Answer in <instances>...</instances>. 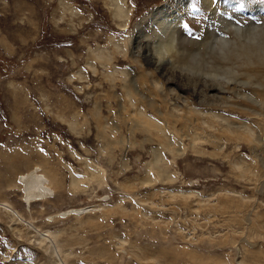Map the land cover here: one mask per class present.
Masks as SVG:
<instances>
[{
  "label": "rangeland",
  "instance_id": "374dc122",
  "mask_svg": "<svg viewBox=\"0 0 264 264\" xmlns=\"http://www.w3.org/2000/svg\"><path fill=\"white\" fill-rule=\"evenodd\" d=\"M108 1L0 0V264H264V0Z\"/></svg>",
  "mask_w": 264,
  "mask_h": 264
},
{
  "label": "bare ground",
  "instance_id": "6f19581e",
  "mask_svg": "<svg viewBox=\"0 0 264 264\" xmlns=\"http://www.w3.org/2000/svg\"><path fill=\"white\" fill-rule=\"evenodd\" d=\"M204 2L207 6H212L213 0H204ZM60 4L61 6L64 7V10L69 9L66 6V4H64V1H61ZM107 6L111 11L113 20L117 24L118 23L121 24V26L119 27L125 28L128 23L127 21L130 19V13L132 12L127 7L126 2L124 0H109L107 3ZM163 11H164V7H160L158 8V10L156 9L155 11H153L152 19L157 20V24L160 26V30H161V33L158 35V45H157L156 53L161 60H163L164 58L166 60L169 55L173 54L174 49H175L174 40L176 41V28L177 27L173 25V22H175L179 17L176 16L175 21L169 17L167 18L160 17V15L163 16ZM70 12L73 17L79 15V12L73 9H71Z\"/></svg>",
  "mask_w": 264,
  "mask_h": 264
},
{
  "label": "snow or ice",
  "instance_id": "6c2138e0",
  "mask_svg": "<svg viewBox=\"0 0 264 264\" xmlns=\"http://www.w3.org/2000/svg\"><path fill=\"white\" fill-rule=\"evenodd\" d=\"M182 26L184 27V29H185L186 32H188L189 34H191V31L192 30H191L190 26L187 23H184Z\"/></svg>",
  "mask_w": 264,
  "mask_h": 264
}]
</instances>
